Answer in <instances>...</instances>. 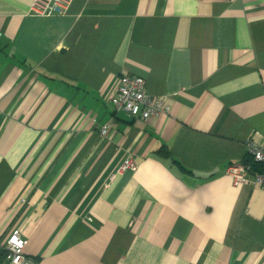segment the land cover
Listing matches in <instances>:
<instances>
[{
    "label": "crops",
    "instance_id": "1",
    "mask_svg": "<svg viewBox=\"0 0 264 264\" xmlns=\"http://www.w3.org/2000/svg\"><path fill=\"white\" fill-rule=\"evenodd\" d=\"M32 3L0 0V241L19 229L38 264H264V189L226 174L264 147V0ZM124 74L169 112H117Z\"/></svg>",
    "mask_w": 264,
    "mask_h": 264
},
{
    "label": "built area",
    "instance_id": "2",
    "mask_svg": "<svg viewBox=\"0 0 264 264\" xmlns=\"http://www.w3.org/2000/svg\"><path fill=\"white\" fill-rule=\"evenodd\" d=\"M74 0H33L31 12L36 15L50 16L65 13ZM107 101L117 112L124 111L134 118L149 120L169 112V106L163 97L153 96L146 80L137 75H122ZM108 125L103 129L107 133ZM139 165L133 155H129L120 166V171H137ZM226 174L233 179L235 186L253 184L264 189V147L251 142L247 158L232 162L226 168ZM28 240L19 229H13L0 241V264H38L26 254Z\"/></svg>",
    "mask_w": 264,
    "mask_h": 264
},
{
    "label": "trees",
    "instance_id": "3",
    "mask_svg": "<svg viewBox=\"0 0 264 264\" xmlns=\"http://www.w3.org/2000/svg\"><path fill=\"white\" fill-rule=\"evenodd\" d=\"M2 256H3V255L0 253V260H1Z\"/></svg>",
    "mask_w": 264,
    "mask_h": 264
}]
</instances>
